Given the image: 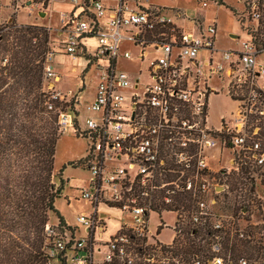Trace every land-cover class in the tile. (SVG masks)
<instances>
[{
  "label": "built area",
  "instance_id": "1",
  "mask_svg": "<svg viewBox=\"0 0 264 264\" xmlns=\"http://www.w3.org/2000/svg\"><path fill=\"white\" fill-rule=\"evenodd\" d=\"M71 1L72 11L61 15L64 53L83 56L90 65L106 59L108 66L97 67L101 80L89 106L101 113L100 121L87 117V129L80 131L76 119L78 135L91 139L88 155L80 160L90 172L89 189L81 197L91 202L92 211L77 215L86 233L71 244L70 264H264V65L256 61L252 42L243 40L239 52L219 50L214 20L203 26L187 19L195 27L188 32L160 6ZM206 1L200 2L205 6ZM34 3L13 0L11 6L17 10ZM250 13L260 17L256 1ZM173 14L175 19L187 18L179 10ZM88 38L96 39V46L87 54L83 41ZM126 40L140 47V61L155 53L144 80L116 71L118 57H132L121 50ZM200 50L208 55L199 57ZM53 59V50H48L42 90L47 109H56L58 128L64 132L76 117L70 121L68 111L50 101L71 95L55 88L59 75ZM212 79L218 85H210ZM124 91L129 104L124 103ZM218 91L236 106L214 127L207 102ZM218 146L231 151L238 193L246 203L237 216L215 209L218 186L210 181L215 177L209 173L207 153ZM182 193L191 196L189 206L175 201ZM99 205L117 208L115 229L108 225L112 214ZM163 213L172 215L170 224ZM151 215L158 217L154 227ZM55 227L45 228L47 238L56 234ZM163 230L167 239L161 237ZM64 245L62 239H53L49 264Z\"/></svg>",
  "mask_w": 264,
  "mask_h": 264
},
{
  "label": "trees",
  "instance_id": "2",
  "mask_svg": "<svg viewBox=\"0 0 264 264\" xmlns=\"http://www.w3.org/2000/svg\"><path fill=\"white\" fill-rule=\"evenodd\" d=\"M254 1L258 9L264 3ZM213 2L230 7L222 0ZM257 20L264 24L260 17ZM5 26V34H0V264H49L48 249L54 238L62 239L65 245L53 263L70 264L68 252L76 239L75 230L54 207L63 186L60 176L56 183L53 169L56 142L62 132L57 111L47 109V94L42 90L43 60L45 53L52 50L50 29L17 24L14 14ZM253 40L256 52H264V28L260 32V25ZM50 101L55 108H63L58 100ZM69 109L77 115L73 108ZM73 127L77 128L76 118ZM83 164L84 160L72 163L84 168ZM175 201L189 206L191 196L177 194ZM49 212L56 214L58 224L56 234L47 238ZM234 249L232 246V252Z\"/></svg>",
  "mask_w": 264,
  "mask_h": 264
},
{
  "label": "rangeland",
  "instance_id": "3",
  "mask_svg": "<svg viewBox=\"0 0 264 264\" xmlns=\"http://www.w3.org/2000/svg\"><path fill=\"white\" fill-rule=\"evenodd\" d=\"M133 2L134 0H130ZM201 0H148L144 4H155L163 7L162 12L167 17L173 19V22L177 25L184 23L187 30L191 29L193 23L188 21L189 18L175 19L173 9L189 8L190 10H200L205 16L206 21L203 20V26L211 24L214 20L216 23L215 43L220 50H230L233 52H239L241 50V43L243 40L251 41L253 37L258 35V28L260 25V32L264 28V24H258V20L255 19L250 13V5L254 0H222L224 4L232 7L236 15L232 12L230 7L225 5H218L213 0H207V6H203ZM38 2V1H36ZM35 4V3H34ZM69 4L68 0H53L52 7L54 9V20L58 23L59 13L58 10L63 9ZM145 5V6H146ZM35 6V5H34ZM179 7V8H178ZM36 8V7H34ZM33 8L28 7L24 11L26 14H30ZM15 12L12 9L10 14L11 19ZM260 19L264 21V3L259 6ZM21 15H24L20 11ZM10 22V21H9ZM62 22V21H61ZM241 22V23H240ZM6 22L0 23V34L6 32ZM17 23V22H16ZM133 28V25H130ZM195 28V27H194ZM197 30V28H196ZM135 29L133 28V32ZM62 28L49 30V47L53 50L54 54H58L53 59L54 66L59 70L60 79L53 81L57 86V90L63 93L70 92V96H65L61 101V107L68 111L70 121L73 117H76L80 131L87 129L85 125V119L87 117L94 118L99 122L100 112L89 108L93 103L96 95L97 86L101 80L99 76L98 66L107 67L108 61L106 59H97L96 65L91 64L86 70L85 64L87 61L83 56L78 58L67 57L66 59L61 56L63 53V39L64 36L61 33ZM254 41V40H253ZM94 43V40L90 42V45ZM255 44V43H254ZM216 47V48H217ZM121 50H127L131 52L132 57L125 59L118 57L116 60V71H125L132 75L134 78L140 77L141 80L146 79L147 69L150 58L155 53L151 52L148 60L144 59L140 61L138 57L140 47L135 46L132 41H124L121 45ZM178 52L175 50L174 53ZM219 51L216 52L219 55ZM2 53H0L1 55ZM257 62H261L264 65V52H256ZM261 82H264L261 81ZM125 92L124 103L129 104V98L127 92ZM71 106V107H70ZM209 112L210 125L218 127L220 125V117H228L232 110L236 106V102L232 100L224 91H218L213 93L207 102ZM73 108L77 112L74 115L69 109ZM76 128L69 125L66 131L62 132L58 138L55 147V154L53 159V169L56 171L55 181L59 182V176L63 179V186L58 196L54 200V207L59 214L64 218L67 224L72 225L75 228V237L84 235L86 233V227L77 221V215L79 213L90 214L92 211V205L90 201H86L81 197L82 190L89 189L90 172L87 168H83L80 165H72L80 159H83L88 155V148L91 144L90 138H84L81 135H76ZM225 146V145H224ZM224 149L225 153H228ZM230 151V150H229ZM208 157L212 160L210 162V174L215 177L214 180H210L214 185L218 186L217 190V204L215 209L220 210L225 215L237 216L239 210L242 209L246 203L243 197L238 193V181L236 173L231 167V162L227 161V157L223 159L213 158L211 154ZM229 169V170H226ZM60 173V174H59ZM112 219L108 225L114 226L116 224L115 219L118 215L115 211L110 212ZM165 222L170 224L172 222L171 214H161ZM158 222L157 215H151V227H154ZM58 224V218L54 212H49L48 225L56 226ZM161 237L163 239L168 238V231L162 232ZM98 258H102V254H97ZM56 264V263H55Z\"/></svg>",
  "mask_w": 264,
  "mask_h": 264
},
{
  "label": "crops",
  "instance_id": "4",
  "mask_svg": "<svg viewBox=\"0 0 264 264\" xmlns=\"http://www.w3.org/2000/svg\"><path fill=\"white\" fill-rule=\"evenodd\" d=\"M13 0H0V23L2 22H9L11 21V12H12V6H11V3H12ZM38 2H36L33 6H32V10L30 14H26L25 13V9L26 8H19L17 10H15L14 12V19H15V22H17V24H35V25H42V26H45L47 27L48 29H56V28H62V34L64 36V39H65V33H64V28H63V23L61 22V15L62 13H70L74 7V3L71 1V0H68L69 1V4L67 6H65L63 9H60L58 10V13H59V17H58V23L55 22L54 20V9L52 7V1L53 0H47L46 1V4H40V2L44 1V0H36ZM81 0H78V2H80ZM121 0H101V2L106 6V7H113V6H116L118 3H120ZM125 3H127L130 7H136V6H145L146 3L148 0H134L133 2H131L130 0H123ZM216 3V2H215ZM147 5H154V6H157L155 4H147ZM219 5V4H218ZM207 6V4L205 5ZM36 7V8H34ZM179 8V7H178ZM175 10H179V11H182L187 18L190 19H194V20H198L200 21V23L203 24V20L206 21V18L205 16L202 14V12L200 10H190L189 8H179V9H173V11ZM20 11L24 14V15H21L20 14ZM42 13V15H41ZM179 25V24H178ZM180 27H183L186 31L188 32H194L195 31V28L193 27V25L191 26V29L190 30H187V28L185 27L184 23H181V25H179ZM63 39V41H64ZM94 40V43L92 45H90V42ZM83 44L86 48V53H90V51H92L94 49V47L96 46V39L94 38H88V39H85L83 41ZM215 47L216 46V43H215ZM217 49H222V48H218ZM225 50V49H223ZM63 53H64V49H63ZM58 55V54H54V58L55 56ZM208 55V51L207 50H200L199 53H198V56L199 57H206ZM61 56H63L65 59L67 57H70L68 55H66L65 53L64 54H61ZM215 56L217 57L218 55L215 54ZM75 58H78V55L75 57ZM74 58V59H75ZM85 59V58H84ZM86 60V59H85ZM87 61V60H86ZM257 61V60H256ZM259 63V62H258ZM261 63V62H260ZM89 66H87V64H85V69H87ZM55 70L57 72V74L59 75V79H60V74H59V70L58 68L56 67L55 65ZM59 82V81H58ZM210 85H218V81L216 79H212L209 83ZM57 85L55 84V88ZM210 120V119H209ZM225 148H222L221 146H218V147H215L211 150H209V154H211V156L215 159H217L216 161L218 162L219 158L222 157L223 159H225L226 157L228 158L227 161L230 162V157H231V151H229L230 149H227L228 150V153H225L223 150ZM211 158V157H210ZM210 158L208 157V163H209V166H210V162L212 163V160H210ZM99 209L101 210H107L109 212H112V211H115L117 213V215L119 214V212L116 210L117 208L115 207H109V206H103V205H99L98 206ZM113 220L112 218L109 221ZM116 224L114 226H110L109 225V228L110 230H113L116 228L117 224H118V220H116ZM109 224V223H108ZM165 230H163L162 232H164ZM162 232H161V235H162Z\"/></svg>",
  "mask_w": 264,
  "mask_h": 264
},
{
  "label": "water",
  "instance_id": "5",
  "mask_svg": "<svg viewBox=\"0 0 264 264\" xmlns=\"http://www.w3.org/2000/svg\"><path fill=\"white\" fill-rule=\"evenodd\" d=\"M41 15H42V13H41Z\"/></svg>",
  "mask_w": 264,
  "mask_h": 264
}]
</instances>
